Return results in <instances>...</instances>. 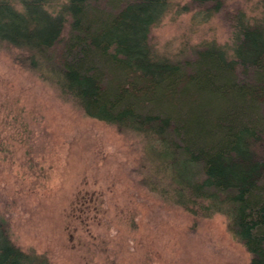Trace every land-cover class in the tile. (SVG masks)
<instances>
[{"label": "rangeland", "instance_id": "rangeland-1", "mask_svg": "<svg viewBox=\"0 0 264 264\" xmlns=\"http://www.w3.org/2000/svg\"><path fill=\"white\" fill-rule=\"evenodd\" d=\"M0 1L22 14L25 6L36 3L50 18L69 2ZM127 1L132 0L85 5V23L97 27L116 18ZM164 2L166 8L144 37L147 59L186 65L181 83L163 99L144 100L140 85L131 86L130 78L120 84L117 70L95 59L102 84L110 92L121 85L134 93L123 97L124 106L139 113L210 121L211 114L227 109L218 98L198 90L183 108L185 90H180H188L187 76L201 74L204 68H197L200 61L182 62L191 51L206 48L233 58V31L224 16L204 18L199 9L190 8V0ZM223 2L229 13L240 10L252 25L264 22V0ZM238 18L231 20L232 26L240 27ZM27 53L0 43V219L15 248L42 264H250L251 253L232 234L224 216L194 217L165 199L164 187L156 183L160 179L163 184V174L159 158L150 150H159L152 135L85 116L52 82L20 63ZM230 104L242 109L239 102ZM263 107L254 106L262 108L258 115L264 116ZM239 112L229 115L230 120ZM260 122L261 128L264 118ZM233 127L239 129V123Z\"/></svg>", "mask_w": 264, "mask_h": 264}, {"label": "trees", "instance_id": "trees-1", "mask_svg": "<svg viewBox=\"0 0 264 264\" xmlns=\"http://www.w3.org/2000/svg\"><path fill=\"white\" fill-rule=\"evenodd\" d=\"M164 1H127L123 12L97 27L85 23L83 7L98 0H69L56 18L36 3L25 6L22 14L0 1V43L27 50L20 63L52 82L85 116L152 135L159 150L153 146L150 150L159 158L163 174V184L159 178L156 183L164 187L165 199L194 217L224 216L232 234L251 253L250 264H264V125H257L264 116L258 115L262 108H254L257 103L264 106L259 93L264 95V22L252 25L238 9L232 15L223 0H190V8L199 9L204 18L217 14L228 20L233 58L227 59L225 52L215 48L191 51L182 63L200 61L197 68L203 66L204 71L187 76L188 90H180H185L183 108L198 90L222 101V109L229 114L217 112L205 121L139 113L124 106L123 97L134 93L121 85L110 92L102 84L95 59L117 70L120 84L130 78L131 86L140 85L138 93L144 100L165 98L181 83L186 65L147 59L144 37L166 8ZM237 17L240 27L232 26L231 20ZM224 73L230 78L221 80ZM220 81L226 84L218 88L215 84ZM234 101L241 104L240 112L232 108ZM234 111L240 115L233 121ZM42 263L12 245L7 225L0 219V264Z\"/></svg>", "mask_w": 264, "mask_h": 264}]
</instances>
